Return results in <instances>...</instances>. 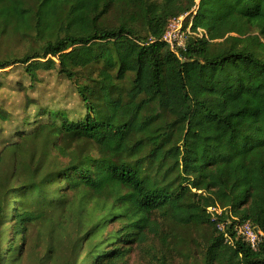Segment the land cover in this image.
<instances>
[{
    "label": "trees",
    "instance_id": "16d2710c",
    "mask_svg": "<svg viewBox=\"0 0 264 264\" xmlns=\"http://www.w3.org/2000/svg\"><path fill=\"white\" fill-rule=\"evenodd\" d=\"M196 1L0 0V77L20 65L35 87L57 71L84 112L27 114L0 151V264L41 222L66 230L56 264H118L157 233L155 213L208 225L203 264H264V237L258 252L227 241L208 214L264 234V0ZM193 9L179 57L162 38ZM11 40L25 52L1 55Z\"/></svg>",
    "mask_w": 264,
    "mask_h": 264
},
{
    "label": "rangeland",
    "instance_id": "374dc122",
    "mask_svg": "<svg viewBox=\"0 0 264 264\" xmlns=\"http://www.w3.org/2000/svg\"><path fill=\"white\" fill-rule=\"evenodd\" d=\"M115 14L113 13V16ZM12 48L25 52L26 45L11 40L1 50V55ZM5 71L0 77V108L8 112L10 121L0 122V151L5 144L15 139L16 132L24 129L27 114H36L41 108L65 111L71 119L84 114L83 103L75 84L57 71L40 72V82L35 87H30V78L22 66L16 65ZM92 74L96 78L97 70H93ZM132 79L131 76L128 77L125 87H130ZM151 219L155 223L157 233H149L147 242L143 244H134L131 253L118 264L204 263L205 243L211 235L208 225L182 223L161 213L153 214ZM12 227L13 224L11 232ZM114 227L119 228L115 224L107 233ZM26 235V250L18 264H56V260L66 257L69 247L66 230L52 229L41 222L32 225Z\"/></svg>",
    "mask_w": 264,
    "mask_h": 264
},
{
    "label": "built area",
    "instance_id": "2783aa9c",
    "mask_svg": "<svg viewBox=\"0 0 264 264\" xmlns=\"http://www.w3.org/2000/svg\"><path fill=\"white\" fill-rule=\"evenodd\" d=\"M199 2L200 0L196 1L197 5H199ZM195 9H193L192 12L170 19L162 38V41L170 48V50L179 57L180 51L186 50L188 36L192 35L193 24L191 21L188 24L186 22L188 18L191 17V14L195 13ZM194 35L202 38L207 36V33L204 30L199 29L198 33H194ZM208 214L211 220L215 223L219 233L222 234L227 241L233 242L234 239H241L250 246L254 252L260 250L264 234L262 231L257 230L251 221L241 222L232 216L228 210L223 209L218 205L208 208ZM224 215H227V218L222 220Z\"/></svg>",
    "mask_w": 264,
    "mask_h": 264
}]
</instances>
